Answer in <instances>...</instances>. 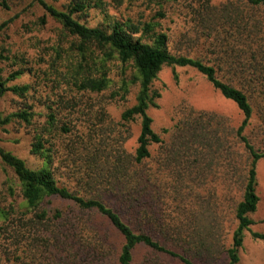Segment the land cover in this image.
<instances>
[{
	"label": "rangeland",
	"instance_id": "1",
	"mask_svg": "<svg viewBox=\"0 0 264 264\" xmlns=\"http://www.w3.org/2000/svg\"><path fill=\"white\" fill-rule=\"evenodd\" d=\"M5 1L7 8L0 0V26L8 23L0 29V75L6 81L22 71L23 75L7 82V87L28 86L29 90L24 96L6 93L0 98V112L8 117L28 110L33 119L31 126L13 120L0 127V149L22 159L32 170L41 169L46 159L32 154L35 137L41 135L48 143L45 148L51 156L50 169L59 185L88 197L91 191L106 185L88 176L100 173L113 155L133 157L139 146L141 120H122L123 113L136 105V72L130 64L107 57L95 46L82 49L81 40L38 1ZM43 1L65 13L77 3L86 4V10L74 13L73 18L89 28L109 30L119 23L143 30L151 25L152 36L167 35L172 54L201 60L215 69L221 81L246 93L253 115L244 134L258 151L264 152V67L249 73L239 70L246 62L245 55L232 39L230 23L244 12L260 21L264 31L263 8L250 9L239 0ZM103 77L108 80L103 92L82 88L85 79ZM153 89L160 92L161 98L148 115L163 143L150 148L152 157L142 169L156 176L166 220L180 223L182 215L185 229L197 240L212 242L210 259L197 264H227L225 252L232 246L238 227L235 210L243 197L242 176L249 163L247 152L236 138L245 117L191 68H165ZM188 122L210 132V146L202 147L193 140L186 143L180 130ZM89 151L93 157L87 155ZM257 181L260 203L252 216L255 224L251 231L264 234V160L257 164ZM21 204L20 183L0 158V210L10 214L9 223L1 231L0 264H49L51 249L43 242L47 232L33 226L34 213L26 212ZM47 206L66 208L67 204L51 200ZM29 223L32 226L24 228ZM121 240L118 237V245ZM34 241L40 242L39 259L36 246H32ZM147 256L145 249H139L135 264H143ZM239 264H264V243L254 240L251 232L245 233Z\"/></svg>",
	"mask_w": 264,
	"mask_h": 264
},
{
	"label": "trees",
	"instance_id": "2",
	"mask_svg": "<svg viewBox=\"0 0 264 264\" xmlns=\"http://www.w3.org/2000/svg\"><path fill=\"white\" fill-rule=\"evenodd\" d=\"M36 1L71 35L81 40L82 49L87 50V45L95 46L104 50L107 57H116L122 64H130L134 68L139 92L136 105L123 113L122 120H141L139 146L134 156L126 158L113 155L110 161L102 165L100 173L89 175L90 180H102L106 185L102 190L91 191L88 197L59 185L50 169L51 156L45 148L48 143L44 142L41 135H36L32 150V154L46 159L45 167L41 169L32 170L22 159L0 149L2 162L14 172L20 183V207L28 213H34L33 226L38 230L43 227L47 232L43 242L51 249L49 264H135L139 249L147 251L148 256L143 260V264H197L198 261L205 262L212 256V242L205 244L202 238L197 240L185 229L186 219L182 215L178 218L182 220L180 223L172 224L173 219L171 222L166 220L162 215L163 193L157 184L156 176L153 172L142 169L152 157L150 148L163 143L160 135L153 130V120L148 111L157 108L156 102L161 98L160 92L153 89V84L165 68L196 70L244 115L245 120L238 129L236 138L247 152L249 163L246 174L242 176L243 197L235 210L238 227L232 246L225 252L227 264H239L246 232H251L254 240L264 243V234L251 231L255 224L252 216L257 212L260 203L257 192V164L264 160V152L258 151L244 134L253 115V108L246 93L221 81L215 69L201 60L172 54L168 46V36H152L151 25H146L143 30L135 25L119 23L109 30L89 28L73 18L74 13L86 10V4L77 3L69 13H65L47 5L43 0ZM239 1L248 4L250 9H264V0ZM1 6L7 8L5 0H2ZM251 18L242 12L235 20L230 21L232 39L244 50L243 60L246 62H242L239 67L242 73L256 72L264 67V31L261 22ZM7 25L8 23H4L0 29ZM148 36V41H145ZM22 75V71H17L6 81L0 75V98L8 92L19 96L28 92V86L7 87V82L16 81ZM107 87L106 77L87 78L82 85L83 89L95 93H101ZM32 119L33 114L28 110L8 117H4L0 112V127L9 125L13 120L31 126ZM51 119L53 122L54 117ZM180 133L186 143L193 140L204 147L210 146L212 141L210 132L206 133L204 127L198 129L189 122ZM87 149L84 148V152ZM87 155L94 156L91 151ZM51 200H59L67 204V207H48L47 202ZM9 216L8 212L0 210V220H3L0 222V237L4 225L10 221ZM29 226L32 225L25 224L24 228ZM212 233L210 230L209 234ZM118 237L122 239L121 245H118ZM37 243L40 242L34 241L32 246H36V257L39 259L41 252L38 251Z\"/></svg>",
	"mask_w": 264,
	"mask_h": 264
}]
</instances>
